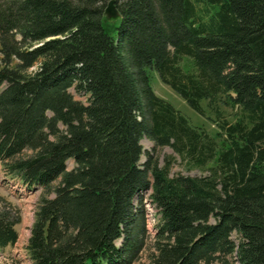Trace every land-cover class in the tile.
<instances>
[{"label": "trees", "instance_id": "obj_1", "mask_svg": "<svg viewBox=\"0 0 264 264\" xmlns=\"http://www.w3.org/2000/svg\"><path fill=\"white\" fill-rule=\"evenodd\" d=\"M104 5L0 0V164L42 191L30 264H130L146 199L147 264H264V0H115L112 34ZM151 72L216 132L157 96ZM142 137L202 173L171 174ZM18 222L0 205V249Z\"/></svg>", "mask_w": 264, "mask_h": 264}, {"label": "rangeland", "instance_id": "obj_2", "mask_svg": "<svg viewBox=\"0 0 264 264\" xmlns=\"http://www.w3.org/2000/svg\"><path fill=\"white\" fill-rule=\"evenodd\" d=\"M107 2L108 0H105L104 7ZM102 20L109 25L108 31L112 34L114 31L110 26L118 22V16L109 17L103 13ZM35 68L36 66L30 70ZM150 83L153 92L179 110L192 125L203 128L211 135L216 132L215 114L206 109L207 107L205 108L204 116L194 112L177 94L159 80L155 72H151ZM70 92L75 99L82 100V97L76 94L73 89H70ZM203 105L206 104L203 102ZM217 108L221 116L227 121L231 122L236 118V114H234L236 110L233 108L227 107L221 103L217 104ZM139 142L143 151H148L152 158L156 159L158 165L163 164L164 157L171 156L174 158L170 163L171 174L181 173L192 176L202 173V170L200 169L185 167L168 146H154L153 142L146 137H142ZM143 160L144 154H141L139 162H142ZM71 166L72 161L67 160L66 167L70 168ZM41 193V189H25L19 180L7 176L0 164V205L3 206L4 203H7L13 208V211H15L16 215L19 217V222L15 226L18 233V239L14 245L0 249V264H30L26 245L30 234V227L33 222L34 212ZM144 196H147V194H144ZM143 208L145 223L144 247L137 252V255L130 264H147L148 254L152 249L151 242L152 237L155 234L154 225L157 221L158 213L156 212V209L150 205L147 199L143 200ZM231 238L236 241V234L232 233ZM118 241L119 240L115 241L116 245L118 244Z\"/></svg>", "mask_w": 264, "mask_h": 264}, {"label": "water", "instance_id": "obj_3", "mask_svg": "<svg viewBox=\"0 0 264 264\" xmlns=\"http://www.w3.org/2000/svg\"><path fill=\"white\" fill-rule=\"evenodd\" d=\"M115 0H108L106 3V6L104 7L103 13L106 14L109 17L117 16V10L114 6Z\"/></svg>", "mask_w": 264, "mask_h": 264}]
</instances>
